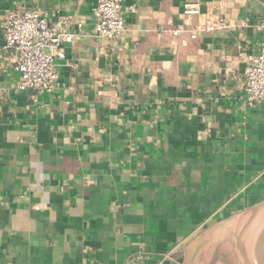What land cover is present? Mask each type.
I'll return each instance as SVG.
<instances>
[{
	"label": "crops",
	"instance_id": "obj_1",
	"mask_svg": "<svg viewBox=\"0 0 264 264\" xmlns=\"http://www.w3.org/2000/svg\"><path fill=\"white\" fill-rule=\"evenodd\" d=\"M95 2L0 0V21L26 7L80 24L36 97L15 89L0 31V264H181L195 238L192 264H240L238 236L264 212V100L243 106L238 52H259L264 8L123 0L112 43L94 33ZM220 12L228 28L189 36Z\"/></svg>",
	"mask_w": 264,
	"mask_h": 264
},
{
	"label": "built area",
	"instance_id": "obj_2",
	"mask_svg": "<svg viewBox=\"0 0 264 264\" xmlns=\"http://www.w3.org/2000/svg\"><path fill=\"white\" fill-rule=\"evenodd\" d=\"M264 8V0H257ZM129 7L123 0H96L92 15L94 33L102 38L115 42L125 31V13ZM185 16L200 14V4L186 3L183 6ZM236 25L241 26L243 22ZM78 22L67 16L56 20L49 18L44 10L36 8H18L5 12L0 21V31L4 37L3 52H14L16 62L14 69L19 77L15 89L29 90L34 96L51 92L58 84V73L54 60L65 56L62 45L72 40V29L79 27ZM230 26L224 13L204 17L188 30L191 38L199 34L224 30ZM259 31L264 32V18L255 23ZM171 35H178L181 28H169ZM245 61L244 84L242 90L243 106L254 107L264 100V38L256 54L238 52ZM144 256L138 254L130 258L132 264H143Z\"/></svg>",
	"mask_w": 264,
	"mask_h": 264
},
{
	"label": "water",
	"instance_id": "obj_3",
	"mask_svg": "<svg viewBox=\"0 0 264 264\" xmlns=\"http://www.w3.org/2000/svg\"><path fill=\"white\" fill-rule=\"evenodd\" d=\"M259 241L254 250L247 252L244 236H238L237 246L240 255V264H264L262 258V244ZM202 244L201 238H195L189 242L185 249V257L180 259L181 264H192L194 257L196 256L200 246Z\"/></svg>",
	"mask_w": 264,
	"mask_h": 264
},
{
	"label": "rangeland",
	"instance_id": "obj_4",
	"mask_svg": "<svg viewBox=\"0 0 264 264\" xmlns=\"http://www.w3.org/2000/svg\"><path fill=\"white\" fill-rule=\"evenodd\" d=\"M249 222L253 224L254 228L252 234L244 236L247 252L254 250L259 241H264V212L259 213L257 217L250 219Z\"/></svg>",
	"mask_w": 264,
	"mask_h": 264
},
{
	"label": "bare ground",
	"instance_id": "obj_5",
	"mask_svg": "<svg viewBox=\"0 0 264 264\" xmlns=\"http://www.w3.org/2000/svg\"><path fill=\"white\" fill-rule=\"evenodd\" d=\"M262 250H263L262 258L264 259V243L262 244Z\"/></svg>",
	"mask_w": 264,
	"mask_h": 264
}]
</instances>
